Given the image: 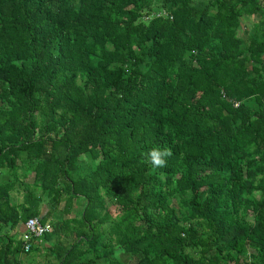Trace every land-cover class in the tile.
I'll return each mask as SVG.
<instances>
[{
	"label": "trees",
	"instance_id": "16d2710c",
	"mask_svg": "<svg viewBox=\"0 0 264 264\" xmlns=\"http://www.w3.org/2000/svg\"><path fill=\"white\" fill-rule=\"evenodd\" d=\"M37 258L264 264V0H0V264Z\"/></svg>",
	"mask_w": 264,
	"mask_h": 264
},
{
	"label": "built area",
	"instance_id": "2783aa9c",
	"mask_svg": "<svg viewBox=\"0 0 264 264\" xmlns=\"http://www.w3.org/2000/svg\"><path fill=\"white\" fill-rule=\"evenodd\" d=\"M48 230H49L48 224H42L36 217L29 218L25 223V231L22 238L24 240V245H23L24 251L25 252L29 251L30 241L33 240L36 241Z\"/></svg>",
	"mask_w": 264,
	"mask_h": 264
},
{
	"label": "clouds",
	"instance_id": "9594fccd",
	"mask_svg": "<svg viewBox=\"0 0 264 264\" xmlns=\"http://www.w3.org/2000/svg\"><path fill=\"white\" fill-rule=\"evenodd\" d=\"M170 154L169 150L154 148L150 152V160L154 167H163L166 163L165 158Z\"/></svg>",
	"mask_w": 264,
	"mask_h": 264
},
{
	"label": "rangeland",
	"instance_id": "374dc122",
	"mask_svg": "<svg viewBox=\"0 0 264 264\" xmlns=\"http://www.w3.org/2000/svg\"><path fill=\"white\" fill-rule=\"evenodd\" d=\"M43 262H42V260H41V258H37V264H42Z\"/></svg>",
	"mask_w": 264,
	"mask_h": 264
}]
</instances>
